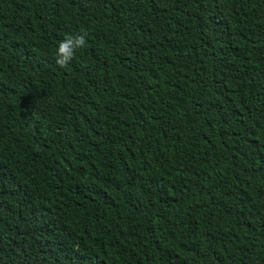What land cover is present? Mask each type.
I'll return each mask as SVG.
<instances>
[{
	"label": "trees",
	"instance_id": "1",
	"mask_svg": "<svg viewBox=\"0 0 264 264\" xmlns=\"http://www.w3.org/2000/svg\"><path fill=\"white\" fill-rule=\"evenodd\" d=\"M0 264H264V0H0Z\"/></svg>",
	"mask_w": 264,
	"mask_h": 264
},
{
	"label": "clouds",
	"instance_id": "2",
	"mask_svg": "<svg viewBox=\"0 0 264 264\" xmlns=\"http://www.w3.org/2000/svg\"><path fill=\"white\" fill-rule=\"evenodd\" d=\"M86 46L85 34L78 35L66 34L60 41L56 50V63L60 67H66L74 58L76 50Z\"/></svg>",
	"mask_w": 264,
	"mask_h": 264
}]
</instances>
